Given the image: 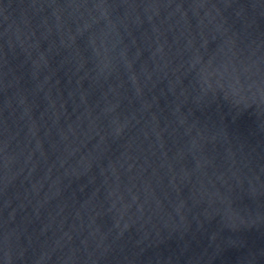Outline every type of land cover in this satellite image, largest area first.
Instances as JSON below:
<instances>
[{
  "label": "water",
  "instance_id": "1",
  "mask_svg": "<svg viewBox=\"0 0 264 264\" xmlns=\"http://www.w3.org/2000/svg\"><path fill=\"white\" fill-rule=\"evenodd\" d=\"M0 264H264V0H0Z\"/></svg>",
  "mask_w": 264,
  "mask_h": 264
}]
</instances>
